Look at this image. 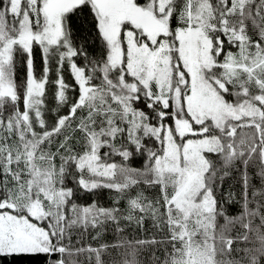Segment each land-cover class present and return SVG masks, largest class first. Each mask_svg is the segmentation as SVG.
<instances>
[{
	"label": "snow or ice",
	"instance_id": "snow-or-ice-1",
	"mask_svg": "<svg viewBox=\"0 0 264 264\" xmlns=\"http://www.w3.org/2000/svg\"><path fill=\"white\" fill-rule=\"evenodd\" d=\"M20 258L264 264V0H0V264Z\"/></svg>",
	"mask_w": 264,
	"mask_h": 264
},
{
	"label": "trees",
	"instance_id": "trees-1",
	"mask_svg": "<svg viewBox=\"0 0 264 264\" xmlns=\"http://www.w3.org/2000/svg\"><path fill=\"white\" fill-rule=\"evenodd\" d=\"M131 238V237H130ZM105 239L108 241V242H113L115 240V237L112 233H108L105 237ZM157 255H161L160 252H157ZM111 258H115L117 260L120 259V256L115 252V251H112L110 250V255H106L105 256V259H111ZM148 258V254L147 253H142L141 254V260H146ZM16 259V258H14ZM26 258H20V261H17L15 262V264H29V262L27 260H24Z\"/></svg>",
	"mask_w": 264,
	"mask_h": 264
}]
</instances>
